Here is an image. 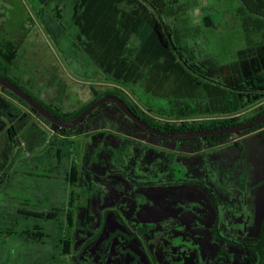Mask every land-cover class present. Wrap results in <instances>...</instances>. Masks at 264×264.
Listing matches in <instances>:
<instances>
[{"label":"rangeland","instance_id":"374dc122","mask_svg":"<svg viewBox=\"0 0 264 264\" xmlns=\"http://www.w3.org/2000/svg\"><path fill=\"white\" fill-rule=\"evenodd\" d=\"M118 1L87 0L81 9V20H87L89 22L87 30H91L90 34L84 37L88 42L86 47L101 60L103 67L127 77L129 87L126 89L129 96L140 106L149 104L153 111L147 109L145 112L161 121L180 122L181 120L173 113L178 114L187 109L192 113L208 109V113H204L208 116L201 117L202 119L222 118V115H218L219 112L223 111L226 103L235 102V95L212 83L207 84L198 80L176 58L159 53L150 44L146 29L141 31L140 35L137 34V29L129 30L127 24L133 20L129 13L134 8V3L129 0L120 3ZM138 1L143 3V0ZM176 1V4L168 8V3L173 0H150L164 10V19L169 21L179 41L190 52V56L197 59L214 58L225 64L234 60L238 50L264 44V0ZM145 4L147 6L141 10V18L149 20L147 18L149 12L150 17H157L155 9L148 3ZM51 6L65 10L66 20L63 22L66 27L69 26L70 30L67 29L75 38L78 29L71 24V13L67 11L71 7L70 0H54ZM38 8L39 0H0V23L3 19L7 20V23H13L16 29L18 25L23 24L20 37L25 42L22 46L20 64L37 72L35 74L37 83L42 81L46 74H50L49 70L59 73L69 84L65 108L79 110L94 99L95 90L108 85L105 76L101 73L93 74V70H90L92 74H89V78L84 75L86 69L78 59L72 54H64L61 51L62 45L59 44L58 47L46 34L36 17L35 10ZM2 13L6 16L2 17ZM116 20H127L123 31ZM129 43L134 45L128 55ZM82 55L86 57L85 54ZM127 55L130 60L127 59ZM80 59L82 60V57ZM98 71L101 72L100 69ZM21 72L24 71L19 70L20 74ZM26 75L28 78L29 75ZM38 88L35 86L31 92L42 101L57 92L51 88L40 92ZM4 98L9 103H2L0 100V216L7 219L8 213L13 214L16 229H21L22 225L27 224L31 227L37 225L43 227L50 235L36 239L32 236L30 239L26 235L12 239L10 237L7 241L8 246H14L16 250L28 247L31 253L30 259H13L11 262L14 264H44L50 261L51 257H58L60 254V248H56L58 239L53 226L63 222V216L51 220L46 217L33 218L28 216L29 213H53L55 207L68 210L72 193L78 195V207H84L87 194L90 192L87 186L89 182H95V189L102 191L101 193L108 194L109 186L114 187L115 184L123 186L125 192H138L135 181L130 177L131 172L133 174L143 173V170L147 174L148 171L157 174L161 172L159 175L166 177L169 175L168 167L173 165L175 169L185 170L187 177L200 178L206 187L193 185L191 194L202 192L210 202L212 193H209L208 189L214 190L222 175L225 178L233 177L240 183L236 186L239 193H247L250 189V213L254 211V215L256 214L257 224L262 217L264 137L250 135V138L240 146L225 144L211 149L200 142L191 144L197 147L195 150L203 148L200 151H195L193 147H178V142L175 141L173 151H161L149 144L144 145L122 136H115L119 131L133 127H130L126 118L119 115L112 106L100 111V115H104L105 118H101L99 123L93 121L89 123L88 120L79 125L72 135H65L14 97L12 98L16 104L11 102V99ZM263 108L264 100L242 107L240 112L227 118L244 121L258 115ZM10 126L19 129V135L15 139L18 144L9 141ZM136 130L138 133L146 134L138 128ZM244 139L246 138L242 137L241 140ZM105 147L112 150L109 153L110 160L104 150ZM99 156L110 166L108 169L99 171L96 165L95 169L93 168ZM168 157L174 160L172 164L169 162L167 165ZM155 160L158 162H153ZM143 162L153 163L150 167H143ZM105 163L101 164L102 168L105 167ZM232 163H235L238 171L228 170ZM69 164L76 165L81 172L90 174L92 171L97 175L92 178L86 175L83 186L72 185L66 180ZM222 165H226L227 168L225 166L223 168ZM115 166L121 167L120 173L116 172ZM151 167L154 170H150ZM172 187H169V190L172 191ZM224 187L228 191L227 186ZM114 203L112 197L109 204ZM61 214H67V211ZM257 224L251 227L253 229L250 231L251 236L257 235ZM23 240L29 241L30 244L27 246Z\"/></svg>","mask_w":264,"mask_h":264},{"label":"flooded vegetation","instance_id":"af4514ba","mask_svg":"<svg viewBox=\"0 0 264 264\" xmlns=\"http://www.w3.org/2000/svg\"><path fill=\"white\" fill-rule=\"evenodd\" d=\"M46 77L44 79H47ZM121 115L133 128L123 129L124 131H119L115 136H122L144 145L149 144L161 151H173L175 141L178 142V147L194 149L197 147L192 145L200 142L211 149L225 144L240 146L250 135L264 137L263 128H258L214 135H227L216 140L214 136H206L209 140L206 137L168 139L149 133L126 114ZM136 128L146 134L138 133ZM242 137L246 139L241 140ZM188 142L190 144H183ZM208 142L214 145L210 146ZM104 150L110 160L109 153L112 150H107L106 147ZM200 150L203 148L195 151ZM168 158L167 165L169 162L172 164L174 160L172 157ZM153 162H143L142 166L150 167ZM102 163H105V160L99 156L93 168L95 169L96 165V168L102 171L110 167L106 162L102 168ZM73 166L74 164H69L67 178L72 173ZM222 166L227 168L226 165ZM115 169L116 172H121L120 166H115ZM229 169L238 171L235 163H232ZM78 170L79 178L75 180L77 186L85 185L86 175L91 178L97 175L92 171L90 174L81 172L79 167ZM150 170L154 168L151 167ZM168 170L169 175L166 177L159 175L161 172H131L130 177L135 181L138 192H125L123 186L115 184L114 187L109 186V193L104 192V195L102 191L95 189V182H89L87 186L91 193L87 194L85 206L79 208L78 195L72 193L71 199L76 205L73 203L72 207H68L69 209L65 210L67 214H61L60 210L45 214L29 213L28 216L46 218L55 215L56 219L63 216V222L53 226L58 239L56 248H60V254L58 257H51V260L44 264H264V212L257 224L256 214L254 215V211L250 213V189L247 193H239L236 188L240 185L237 183L239 181L222 175L215 184V189H208L209 193H212L210 202L202 192L191 194L193 185L206 187L200 178L187 177L185 170L175 169L173 165L168 167ZM262 185L264 189V183ZM171 186L172 191L169 190ZM224 186H227L228 191ZM114 189L116 191H113ZM261 196L264 201V194ZM112 197L115 200L114 205L109 204ZM256 224L258 233L251 236V227ZM22 235L30 239L50 236L43 227L37 225L31 227L27 224L22 225L21 229H16L13 214L8 213L7 219L0 216V262L14 264L11 261L15 258H31L28 247L16 250L14 246H8L10 237L12 239ZM23 242L27 246L30 244L26 240Z\"/></svg>","mask_w":264,"mask_h":264},{"label":"trees","instance_id":"16d2710c","mask_svg":"<svg viewBox=\"0 0 264 264\" xmlns=\"http://www.w3.org/2000/svg\"><path fill=\"white\" fill-rule=\"evenodd\" d=\"M86 1L87 0H70L71 7L67 10L71 13V24H73L78 29L75 38H73L72 34L69 33V26L66 27L63 22L64 20H66L65 10L60 9L56 6L55 8H52L51 5L53 4L54 0H39V8L35 10V13L37 20L40 21L42 27L46 31V34L58 47L59 44L62 45L61 51H63L66 55L72 54L75 58L78 59V62L81 63L82 67L86 69L84 75L87 78H89V74L92 73H101L105 76V80L108 85L99 90H95L94 99L92 101L83 105L79 110L66 109L65 101L66 97L69 94V84L63 80L59 73L55 71L49 70L48 72H50V74H46L47 79H42V81H39L38 83L35 82V74L37 72H34L29 67L26 68V65L22 66V64H20L19 62L22 54V46L25 42L20 37V34H22L20 30H22L23 24H21L20 26L18 25V29H16L13 27V23H7V20L4 19L2 23H0V74L11 80L16 85L20 86L56 115L66 120H72L73 118H76L94 100L98 99L99 97L108 95L117 96L123 99L138 116H141L147 123L163 131H191L231 127L253 120L264 113L263 108L258 115L244 121H239V119L227 118L232 114L240 112L242 107H248L250 105L258 104L264 100V44H259L256 46L238 50L234 60L225 64L218 62L214 58L197 59V57L190 56V52L179 41L169 21L164 19L165 12L163 9H161L160 6L151 3L150 0H143V3L142 1L138 0H129L131 1V3H134V8L129 13V15L132 16L133 20H131L129 24H127V20H116L117 25L121 28L122 31L123 27H125L126 24L131 31L137 29L136 31L139 35L141 31L146 29L149 36L148 40L151 42L150 44L153 45V47L159 53L176 58L178 62L184 65L190 72H192L198 78V80L203 81L207 84L212 83L219 88H223L227 91L232 92L235 95V102L226 103L224 105L223 111L219 112L220 114L218 115H222V118L202 119L201 117L208 116L204 114L208 113V109H202L198 113H192V111L188 109L187 111L180 112L178 114L173 113L176 118H179L181 120L180 122H174L175 120L161 121L153 116H150L145 112V110L147 109L153 111L149 104L146 103L144 106H140L135 102L134 98H131L129 96L127 92L128 90L126 89L129 87L128 78L123 77L116 72L105 69L102 65L101 60L94 55L89 47H86V45H88V42L86 39H84V37L89 35L91 32L90 29L87 30L89 22L87 20H81V9L84 8ZM121 1L123 0H119L118 2L120 3ZM145 2L155 9L158 14L157 17H150L149 12V15L147 17L149 20L141 18V10L146 9L147 6ZM139 3H141V5ZM176 3V0L168 3V8ZM1 16L5 17L6 15L2 13ZM32 19L33 18H31V20ZM88 40H90V38H88ZM120 44L121 43L119 42L118 45ZM129 45L130 46H128L127 48L128 55L133 50L132 45L134 44L131 45V43H129ZM82 53L86 55L85 58L83 57ZM128 55L127 59L130 60L131 58ZM80 57H82V60L80 59ZM98 69H100L101 72H99ZM19 70H23L24 72H21L20 74ZM90 70H93L92 73H90ZM26 74L29 75L28 78H26ZM35 86L39 87L38 89L40 92H44L50 88L56 89L57 92L53 93L52 96L45 99V101H42L39 96H36L31 92V89H34ZM0 89L2 92L11 95L19 102L27 105L36 114H38L25 101H23L17 95L13 94L10 90L1 85ZM1 102L3 103L2 99ZM108 106H112L116 109V111L123 114L115 105L107 103L96 109L83 122V124L88 120L89 123H92V121L94 123H99V120L101 118H105L104 115H100V111ZM169 116H171V113L169 114ZM108 120H110V118ZM46 121L50 123L49 120L46 119ZM51 124L57 127V129L65 135H72L79 128V126H76L74 128H62L53 123ZM263 127L264 123L259 124L256 127L249 129L248 131ZM8 134L9 141L18 144L17 140L15 139L19 135V129H17L15 126H10L8 129ZM226 136L227 135L214 136L213 138L214 140H216L217 138ZM206 139L209 140V137H206ZM208 144L210 146L214 145L212 144V142H208ZM77 177L79 178V170L78 167L74 165L72 168V173L66 180L72 185H75V180L77 179ZM73 203L75 202L71 199L68 203L67 208L72 207ZM54 210H60L61 212H64L65 208L55 207ZM31 217L38 218L35 216ZM47 218L51 220L56 219L55 215H50Z\"/></svg>","mask_w":264,"mask_h":264},{"label":"water","instance_id":"95a60500","mask_svg":"<svg viewBox=\"0 0 264 264\" xmlns=\"http://www.w3.org/2000/svg\"><path fill=\"white\" fill-rule=\"evenodd\" d=\"M0 85L10 90L13 94L17 95L23 101H25L31 108H33L39 115L49 120L50 123H53L62 128H74L81 125L96 109L100 106L112 103L116 105L124 114H126L134 123H136L141 128L145 129L149 133H152L155 136L168 138V139H179V138H192V137H206L222 134L237 133L240 131L248 130L252 127H255L259 124L264 123V113L257 118L238 124L231 127L224 128H212L204 130H191V131H163L152 125L148 124L142 120L121 98L117 96H102L94 100L89 106H87L76 118L72 120H66L54 112L45 107L37 99L27 93L20 86L13 83L11 80L7 79L0 74Z\"/></svg>","mask_w":264,"mask_h":264},{"label":"crops","instance_id":"0c3cea01","mask_svg":"<svg viewBox=\"0 0 264 264\" xmlns=\"http://www.w3.org/2000/svg\"><path fill=\"white\" fill-rule=\"evenodd\" d=\"M0 97L3 98L2 99L3 102L9 103V101L4 98V97H6L7 99H11V102H13L14 104H16L15 100L12 97H10L8 94H6V93H4L2 91H0Z\"/></svg>","mask_w":264,"mask_h":264}]
</instances>
